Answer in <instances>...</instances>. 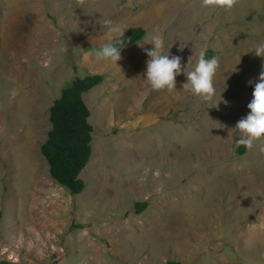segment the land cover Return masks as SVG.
Returning <instances> with one entry per match:
<instances>
[{"label": "rangeland", "instance_id": "rangeland-1", "mask_svg": "<svg viewBox=\"0 0 264 264\" xmlns=\"http://www.w3.org/2000/svg\"><path fill=\"white\" fill-rule=\"evenodd\" d=\"M113 27L147 34L117 64L98 62L90 54L119 35ZM154 30L164 54L181 57L171 92L144 81ZM261 43L264 0L231 11L201 0H0V264H264V140L239 156L235 130L264 68ZM208 50L219 68L203 102L182 85ZM88 75L105 79L83 96L92 155L72 195L41 146L54 101ZM138 202L148 203L140 215Z\"/></svg>", "mask_w": 264, "mask_h": 264}, {"label": "clouds", "instance_id": "clouds-1", "mask_svg": "<svg viewBox=\"0 0 264 264\" xmlns=\"http://www.w3.org/2000/svg\"><path fill=\"white\" fill-rule=\"evenodd\" d=\"M237 3L238 0H201V7L231 11ZM106 23L110 24L111 22ZM110 31L119 33V35L111 37L109 42L103 44L90 55H94L98 62L117 64L122 58L121 49L125 47L123 39L125 31L119 27H113ZM145 43L153 45L152 49H144L148 57L144 73L147 88L150 91L167 90L171 92L175 90L176 77L181 74L182 69L181 57H170L169 52L164 54L165 41L159 30H154V33L150 34ZM254 51L257 56L264 57V43L257 45ZM218 68V58L206 59L204 52L201 51L195 68L191 71L187 69L184 71L187 82L182 85L183 90L198 97L203 102H210L215 95L213 80ZM252 95L253 98L247 106L250 110L249 114L240 119L235 126L239 137L236 143L249 150L257 141L264 140V68H262ZM261 151L264 152V148Z\"/></svg>", "mask_w": 264, "mask_h": 264}, {"label": "trees", "instance_id": "trees-1", "mask_svg": "<svg viewBox=\"0 0 264 264\" xmlns=\"http://www.w3.org/2000/svg\"><path fill=\"white\" fill-rule=\"evenodd\" d=\"M147 31L142 27L129 30L124 34L125 47L121 52L140 43ZM217 53L208 50L206 59L217 57ZM103 75H88L75 79L62 90L50 108L49 121L51 130L47 140L41 146L51 178L60 186L67 188L72 195H79L85 190V183L80 174L86 168L92 155L93 126L89 123L90 110L84 101V94L102 85ZM247 148L240 146L238 155L243 156ZM148 208L147 202H138L135 213L142 214ZM167 264H181L169 261Z\"/></svg>", "mask_w": 264, "mask_h": 264}]
</instances>
